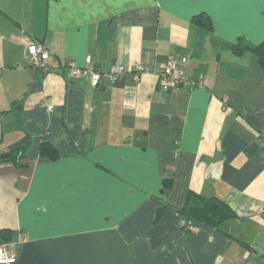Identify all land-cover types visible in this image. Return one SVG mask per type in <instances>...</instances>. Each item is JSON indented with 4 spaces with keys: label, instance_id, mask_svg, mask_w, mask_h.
I'll return each mask as SVG.
<instances>
[{
    "label": "crops",
    "instance_id": "obj_1",
    "mask_svg": "<svg viewBox=\"0 0 264 264\" xmlns=\"http://www.w3.org/2000/svg\"><path fill=\"white\" fill-rule=\"evenodd\" d=\"M239 40H264V0H0V153L26 144L0 162V231L27 236L13 264H264V73ZM169 57L202 87L160 91ZM87 58L144 72L93 88L68 66ZM189 193L234 217L187 220Z\"/></svg>",
    "mask_w": 264,
    "mask_h": 264
},
{
    "label": "built area",
    "instance_id": "obj_2",
    "mask_svg": "<svg viewBox=\"0 0 264 264\" xmlns=\"http://www.w3.org/2000/svg\"><path fill=\"white\" fill-rule=\"evenodd\" d=\"M27 59L31 66L38 68H46V61L49 58V51L41 44L36 42H28L26 44ZM187 63V58L180 60L169 57L166 62L159 66L157 71V87L162 92H170L179 88L191 89L194 87H202L200 78L193 79L184 75L183 67ZM70 75L72 78L88 77V83L91 87H98L102 80L106 79L109 82L116 81L121 75L126 72L132 74V79L135 83L141 79V74L144 72L142 65H135L131 70H127L122 66L112 67L108 72L97 70L89 58L85 61V66L77 67L74 63L68 64ZM51 110L52 106H47ZM27 241V236L19 232L15 239L5 242H0V264H13L16 261L17 248Z\"/></svg>",
    "mask_w": 264,
    "mask_h": 264
},
{
    "label": "trees",
    "instance_id": "obj_3",
    "mask_svg": "<svg viewBox=\"0 0 264 264\" xmlns=\"http://www.w3.org/2000/svg\"><path fill=\"white\" fill-rule=\"evenodd\" d=\"M194 20L200 27L207 30L211 29L207 16L200 15L195 17ZM229 48L238 56L243 55L246 52L252 53L256 58L259 69L264 73V40L257 45H252L244 40H239L236 44L229 45ZM25 147L26 144L18 147L14 146L7 151L0 153V162L20 166ZM40 155L49 160H54L58 157L57 151L48 143H42L40 145ZM170 187V180H164L163 192H168ZM166 207L167 206L165 205H161V207L157 209L156 219L161 216ZM177 211L187 220H195L212 227H216L222 222L234 217L233 211L227 207L223 201L216 198L206 199L190 193L188 194L185 205L178 208ZM4 235L5 233L0 231V242L8 241V237H5Z\"/></svg>",
    "mask_w": 264,
    "mask_h": 264
},
{
    "label": "rangeland",
    "instance_id": "obj_4",
    "mask_svg": "<svg viewBox=\"0 0 264 264\" xmlns=\"http://www.w3.org/2000/svg\"><path fill=\"white\" fill-rule=\"evenodd\" d=\"M162 190H163V188H158V194L160 195V197L159 196H157V199H159V202H161L163 205H165V202L163 201L164 200V198H165V196H166V194H167V192L164 194V192H162ZM105 219V218H104Z\"/></svg>",
    "mask_w": 264,
    "mask_h": 264
}]
</instances>
